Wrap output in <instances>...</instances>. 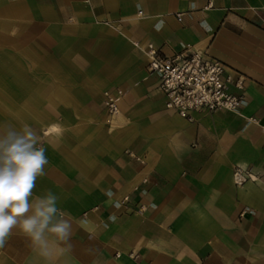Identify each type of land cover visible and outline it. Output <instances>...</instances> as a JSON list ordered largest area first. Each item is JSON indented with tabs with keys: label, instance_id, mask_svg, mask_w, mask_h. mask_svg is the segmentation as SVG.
<instances>
[{
	"label": "crops",
	"instance_id": "1",
	"mask_svg": "<svg viewBox=\"0 0 264 264\" xmlns=\"http://www.w3.org/2000/svg\"><path fill=\"white\" fill-rule=\"evenodd\" d=\"M149 45L220 60L239 110L166 109ZM25 125L72 247L13 230L0 264H264V0H0V130Z\"/></svg>",
	"mask_w": 264,
	"mask_h": 264
},
{
	"label": "clouds",
	"instance_id": "2",
	"mask_svg": "<svg viewBox=\"0 0 264 264\" xmlns=\"http://www.w3.org/2000/svg\"><path fill=\"white\" fill-rule=\"evenodd\" d=\"M39 141L37 132L28 125L19 130L11 126L0 130V248L16 230L47 256L50 245L46 233L71 250L68 241L72 224L57 207L59 197L50 190L30 199L48 163Z\"/></svg>",
	"mask_w": 264,
	"mask_h": 264
},
{
	"label": "built area",
	"instance_id": "3",
	"mask_svg": "<svg viewBox=\"0 0 264 264\" xmlns=\"http://www.w3.org/2000/svg\"><path fill=\"white\" fill-rule=\"evenodd\" d=\"M146 53L148 71L158 77L157 89L165 98V108L180 117L192 121L194 114L235 112L241 107L243 97L231 91V78L225 75L227 68L220 60L199 52L167 56L153 45ZM233 85L242 90V76ZM118 94H105L104 106L110 118L117 113ZM234 179L237 184L244 181L238 170Z\"/></svg>",
	"mask_w": 264,
	"mask_h": 264
}]
</instances>
